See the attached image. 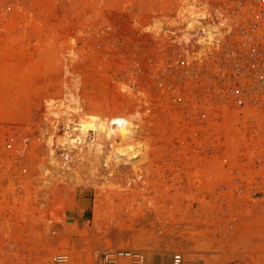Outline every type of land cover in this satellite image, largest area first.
<instances>
[{
  "label": "rangeland",
  "instance_id": "rangeland-1",
  "mask_svg": "<svg viewBox=\"0 0 264 264\" xmlns=\"http://www.w3.org/2000/svg\"><path fill=\"white\" fill-rule=\"evenodd\" d=\"M192 2L209 9L208 29L220 9V36L184 44ZM244 25L245 0H0V156L27 167L24 214L43 233L56 221L37 264L54 251L100 264L110 246L141 248L149 264L173 249L190 264H264V177L237 178L245 161L222 160L239 154L237 114L204 96L222 46H245ZM68 105L134 129L115 142L143 148L137 166L107 162L109 143L66 160Z\"/></svg>",
  "mask_w": 264,
  "mask_h": 264
},
{
  "label": "built area",
  "instance_id": "built-area-1",
  "mask_svg": "<svg viewBox=\"0 0 264 264\" xmlns=\"http://www.w3.org/2000/svg\"><path fill=\"white\" fill-rule=\"evenodd\" d=\"M245 46H222L223 52L208 70L210 83L204 96L210 105L233 107L237 114L234 127L238 133L237 156H223L226 165L245 161V171L234 169L237 178L264 177V0H245ZM215 111V109H214ZM225 109L216 108L221 113ZM219 121L222 118L219 117ZM226 138V136H224ZM10 145V144H9ZM6 157L0 156V264H37L46 254L42 239L52 244L56 221L47 219L49 230L43 233L42 219L24 214L28 194L24 174L6 170ZM256 163L252 170L248 164ZM38 211V210H37ZM67 252L54 251L44 264H61L69 260ZM100 264H149L141 248L110 246L101 253ZM168 264H190L181 249H173Z\"/></svg>",
  "mask_w": 264,
  "mask_h": 264
},
{
  "label": "bare ground",
  "instance_id": "bare-ground-1",
  "mask_svg": "<svg viewBox=\"0 0 264 264\" xmlns=\"http://www.w3.org/2000/svg\"><path fill=\"white\" fill-rule=\"evenodd\" d=\"M192 3L190 5L191 8H188L191 10L188 12L187 15L185 14L187 20H185V23H184V24H186V28L184 27L185 31L183 33V38H182V40L184 41V44L186 45V43L188 41H190V39H192V35H197L198 36L197 40L199 38L198 41L202 42V43H206L207 40L209 41V39H211L213 37L212 35L217 34L218 36H220L222 33V32L220 33V30H221L220 27L221 26L223 27V25L226 23V19L224 16H222L220 9L218 12L220 15L219 23H217L216 25L213 23L214 26H212V24L209 23V24H211V27H213V28L208 29L207 23H208V21H210V19L207 20V22H205V20L203 18L205 17V15L208 14L209 9L205 10L204 8H202V6L199 5L200 3L198 5L196 3L194 4V2H192ZM183 13H187V12H185V9H184ZM180 36H182V35H180ZM206 38H208V39H206ZM207 47H205V49ZM183 48H187V47H183ZM186 51H188V50H186ZM70 95H68V96L74 97L73 94H70ZM75 97H77V96H75ZM68 99H70V98H68ZM72 102L74 104L73 99H72ZM72 102H71V105H72ZM77 103H78V97H77ZM66 105H67V103H66ZM71 105H68V107H66V108L64 107L61 111V116H62V120H63V124H64V134L62 135V137H59V139H57L58 143H61V145L63 147L67 148L63 151V157L66 160H69V157H70V151L68 150V148H70L74 145H79L81 147H85L93 155L98 154V157H99L101 155L100 151L102 150L103 145H105L106 143H109V150L106 152V155H104V156H105V158H106L105 160L107 162L112 163L111 165L119 167V168L126 167L128 169L130 167L134 168V166L136 164H138L137 162L139 161L141 154H143V152H144L143 148L140 145H138V143H131L130 142L131 140L129 141L128 139H127V142L128 141L129 142L125 143V144H118L115 142L116 139H126L128 137L132 138L133 135L135 134L134 129L129 128L130 126L128 127V126H124L123 124L122 125L118 124V123H121L122 121L120 122V120L119 121L116 120L117 119L116 117H115V119L109 118L110 117V116H108L109 114L106 115L105 113H103L106 116H103V115L102 116L101 115H96V116L92 115L91 116L89 113L83 112L84 110L80 111L82 105L81 106L78 105V107H77V108H79V112L76 108H74V107H76L75 105H77L76 103L74 104V107H72ZM75 110H77V111H75ZM101 112H103V111H101ZM134 137H135V135H134ZM132 142H133V140H132ZM99 158H101V157H99ZM52 159H53V157H52ZM52 161H54V160H52ZM62 161L65 162V160H62ZM56 162H57V160H56ZM142 162H144V161L142 160ZM57 163L55 164V162H54V165H57ZM123 169H125V168H123ZM55 170H56V168H55ZM125 171L126 170H124V172ZM129 174H130V172H129ZM94 236H96V235H94Z\"/></svg>",
  "mask_w": 264,
  "mask_h": 264
}]
</instances>
